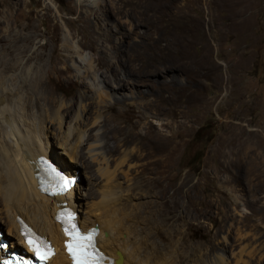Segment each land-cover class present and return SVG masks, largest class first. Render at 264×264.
Instances as JSON below:
<instances>
[{
    "label": "rangeland",
    "instance_id": "374dc122",
    "mask_svg": "<svg viewBox=\"0 0 264 264\" xmlns=\"http://www.w3.org/2000/svg\"><path fill=\"white\" fill-rule=\"evenodd\" d=\"M111 74L135 86L105 88ZM0 95V114L26 112L31 126L43 114L58 153L79 115L91 119L83 131L105 122L111 143L124 137L113 135L119 128L155 123L164 130L156 153L136 136L119 152L136 157L121 168L125 187L155 156L179 188L176 217L161 224L174 236L157 245L155 264H264V0H0ZM70 106L64 126L50 121ZM11 132L0 118V138ZM86 152L76 175L81 220L93 218L90 193L103 185L96 166L86 173ZM151 187L143 201L162 188Z\"/></svg>",
    "mask_w": 264,
    "mask_h": 264
},
{
    "label": "bare ground",
    "instance_id": "6f19581e",
    "mask_svg": "<svg viewBox=\"0 0 264 264\" xmlns=\"http://www.w3.org/2000/svg\"><path fill=\"white\" fill-rule=\"evenodd\" d=\"M81 60L83 62L87 61L85 57H81ZM101 82L105 85V88L117 92L128 86H135L127 78L123 79L112 74L107 75ZM168 89H170L169 86ZM5 95H7L6 97L9 96L8 94ZM2 98L0 99L1 103L3 102ZM8 98H5V100ZM113 98L117 102L125 100L128 95L123 94L119 99L116 96ZM72 107H65V115L63 116L58 114L55 117H49L50 121H57L59 126H64L66 123L65 118L71 117ZM9 111V107L8 109L5 107V110L1 111L0 114V118L12 131L0 138V215H2L0 221L5 218L3 224L6 226V230L3 238L8 240L9 249H19L27 253L24 234L20 232L19 221H22L38 234L43 241L47 242L51 252L47 264H70L63 247L66 237L60 224L54 219L58 211L62 207H66L75 216L79 231L96 230V247L109 259L111 264H155L157 262V245L163 241L172 242L171 239L174 236L173 231L166 235L162 231L161 227L163 226L161 224L168 223L176 217V197L179 188L174 185L173 174L169 170L167 173H163L160 168L161 162L164 165L167 162L155 160V156L148 157L150 161H153L145 163L141 171L135 172L132 190L127 186L125 187L121 180L123 177L126 178L127 175L121 171V168L127 166V163L135 160L136 157L130 154H119V152L137 138L138 140L148 141L150 144L148 151L151 154L152 152L156 153L158 146L160 147L159 141L163 142L164 140L162 134L164 130L157 129L154 127L156 124H151L150 121L145 125H140L138 122L129 130L119 128L115 131L114 136L125 134L121 140H115L111 143L110 138L107 139L109 131L105 122L102 125V121L100 122L97 119L89 128V131H83L81 128L87 127L91 123V119H85L84 116L79 115L76 118L75 125H68L66 131L62 133L60 138H62L64 148L63 152L58 153L53 150L52 143H47L45 138L47 130L44 131L46 121L43 114L38 116L37 126L35 123L31 126L29 122H26L29 119L28 113L25 112V116L22 115L24 119H21L15 112L13 114V111ZM89 112H91V107L84 106V115ZM141 118L143 119V117ZM24 126L26 129L22 128ZM140 127H142V132L138 133L136 130ZM161 128H164L163 125ZM95 129H97L95 135L98 138L92 143H88L90 133ZM111 129L113 130V128ZM99 131H101V135H99ZM135 136L136 138H134ZM10 140L13 141V145H9V142H12ZM84 147L87 149L86 155L90 159V165L85 166L86 173L91 165L96 166L98 184L103 183V185H101V190L95 191L94 194L90 193L91 197L97 198V202L92 206L94 207L93 214L96 215L91 214L93 218L86 217L81 220L79 218L81 209L77 201L80 198L79 179L66 193L54 194L41 191L38 177L43 172V161H47L67 178H75L79 173L77 168L83 158ZM9 148L14 149L13 155L11 151L9 152ZM153 148L155 149L153 150ZM62 155H66L69 161L66 162V158L64 159ZM110 158L114 159L111 160ZM129 168L134 169L132 166H129ZM146 183L150 187L161 185L162 188L160 192L152 191L153 193H149L148 188L147 194L150 200L143 201L142 199L146 196L142 194V189H145ZM134 191H137V194ZM0 232L2 233L1 227ZM1 256H3V253L0 252ZM118 258H120L119 261Z\"/></svg>",
    "mask_w": 264,
    "mask_h": 264
},
{
    "label": "snow or ice",
    "instance_id": "6c2138e0",
    "mask_svg": "<svg viewBox=\"0 0 264 264\" xmlns=\"http://www.w3.org/2000/svg\"><path fill=\"white\" fill-rule=\"evenodd\" d=\"M67 219L62 221L64 235L68 238L65 241V248L69 255L73 258V264H99L103 257L98 253L94 236L96 230L93 229L88 233H80L77 225L73 222L74 218L71 213H67ZM41 247L45 249V254H41L39 248L33 247L38 260H47L48 245L45 241L39 242ZM30 247L32 242L29 241Z\"/></svg>",
    "mask_w": 264,
    "mask_h": 264
},
{
    "label": "trees",
    "instance_id": "16d2710c",
    "mask_svg": "<svg viewBox=\"0 0 264 264\" xmlns=\"http://www.w3.org/2000/svg\"><path fill=\"white\" fill-rule=\"evenodd\" d=\"M203 136H204V127H201L193 134L192 139L194 141H198V140H201ZM205 137L207 139L206 141H208V139H209L208 135ZM198 159H200V155L197 157V160Z\"/></svg>",
    "mask_w": 264,
    "mask_h": 264
},
{
    "label": "water",
    "instance_id": "95a60500",
    "mask_svg": "<svg viewBox=\"0 0 264 264\" xmlns=\"http://www.w3.org/2000/svg\"><path fill=\"white\" fill-rule=\"evenodd\" d=\"M120 260V258H118V261Z\"/></svg>",
    "mask_w": 264,
    "mask_h": 264
},
{
    "label": "flooded vegetation",
    "instance_id": "af4514ba",
    "mask_svg": "<svg viewBox=\"0 0 264 264\" xmlns=\"http://www.w3.org/2000/svg\"><path fill=\"white\" fill-rule=\"evenodd\" d=\"M115 256H117V255H115ZM118 257V256H117Z\"/></svg>",
    "mask_w": 264,
    "mask_h": 264
}]
</instances>
